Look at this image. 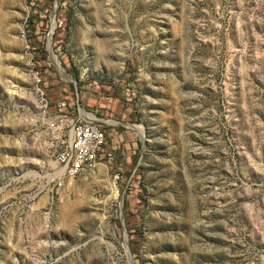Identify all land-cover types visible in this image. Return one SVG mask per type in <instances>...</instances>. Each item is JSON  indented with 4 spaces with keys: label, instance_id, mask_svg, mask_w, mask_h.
Wrapping results in <instances>:
<instances>
[{
    "label": "rangeland",
    "instance_id": "374dc122",
    "mask_svg": "<svg viewBox=\"0 0 264 264\" xmlns=\"http://www.w3.org/2000/svg\"><path fill=\"white\" fill-rule=\"evenodd\" d=\"M131 259L264 264V0H0V264Z\"/></svg>",
    "mask_w": 264,
    "mask_h": 264
},
{
    "label": "built area",
    "instance_id": "2783aa9c",
    "mask_svg": "<svg viewBox=\"0 0 264 264\" xmlns=\"http://www.w3.org/2000/svg\"><path fill=\"white\" fill-rule=\"evenodd\" d=\"M86 114L72 120L62 118L66 122L60 130L56 164L72 178L96 170L104 161L107 134L103 120L87 111Z\"/></svg>",
    "mask_w": 264,
    "mask_h": 264
},
{
    "label": "bare ground",
    "instance_id": "6f19581e",
    "mask_svg": "<svg viewBox=\"0 0 264 264\" xmlns=\"http://www.w3.org/2000/svg\"><path fill=\"white\" fill-rule=\"evenodd\" d=\"M54 54V53H53ZM53 59H54V61L57 63V65H58V67H60V65H59V63H58V60H57V58L55 57V55H53ZM98 169V168H97Z\"/></svg>",
    "mask_w": 264,
    "mask_h": 264
},
{
    "label": "water",
    "instance_id": "95a60500",
    "mask_svg": "<svg viewBox=\"0 0 264 264\" xmlns=\"http://www.w3.org/2000/svg\"><path fill=\"white\" fill-rule=\"evenodd\" d=\"M51 53V52H50ZM128 253H129V255H130V250H129V248H128ZM131 262H132V259H131ZM132 264H133V262H132Z\"/></svg>",
    "mask_w": 264,
    "mask_h": 264
}]
</instances>
